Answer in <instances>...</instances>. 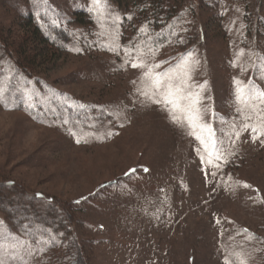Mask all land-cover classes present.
I'll return each mask as SVG.
<instances>
[{
  "label": "rangeland",
  "instance_id": "1",
  "mask_svg": "<svg viewBox=\"0 0 264 264\" xmlns=\"http://www.w3.org/2000/svg\"><path fill=\"white\" fill-rule=\"evenodd\" d=\"M8 2L0 0V23L15 28ZM57 2L71 14L72 4ZM177 2L183 19L173 51L149 63H160L158 71L187 68L185 88L199 96L207 127L194 135L187 123H175L162 105L137 92L144 69L126 63L128 46L117 51L116 43L107 42L111 50L64 54L45 77L86 103L87 112L75 110L88 125L78 124L82 141L65 133V126L38 122L25 110L0 103V195L13 209L27 206L48 214L57 209L52 198H87L73 230L92 253L91 264H230V256L239 253L248 264H264V136L253 140L243 128L264 116L262 91L252 102L247 96L244 103L237 101V89L252 80L264 88V2ZM109 3L104 0L98 12L101 25L115 8ZM250 16L249 34L245 17ZM133 26L129 19L128 37L136 34ZM186 52L179 61L173 58ZM136 57L129 55L130 62ZM68 106L39 103L37 110L64 114ZM208 128L219 141L220 159L201 142ZM112 182L123 187L102 190ZM10 219L0 208V230L30 242L33 264H44L26 225L14 226Z\"/></svg>",
  "mask_w": 264,
  "mask_h": 264
},
{
  "label": "trees",
  "instance_id": "2",
  "mask_svg": "<svg viewBox=\"0 0 264 264\" xmlns=\"http://www.w3.org/2000/svg\"><path fill=\"white\" fill-rule=\"evenodd\" d=\"M105 1L115 7L110 10L109 16L112 17H105V25H101L98 20V12L104 0L100 3L89 0V4L87 0H67L74 6L70 15H66L67 8L61 6L57 0H9L5 3L13 7L16 18L15 28L0 23V103L5 109H23L38 122L65 126V133L77 141H82L78 124L83 127L88 125L83 123L86 121L79 122L75 110L87 112L86 103L59 90L45 77L60 64L64 54L79 51L80 54L86 55L101 49L109 50L107 42L116 43L117 51L128 46V53L125 55L128 63L129 53L151 62L152 58L167 56L166 50L171 48L170 52L173 51L171 45H175L176 27L183 19L177 0H125L127 6L122 13L119 11V5L124 3L123 0H118L119 5L116 0ZM87 13L91 16L89 21L86 20ZM129 17L134 24L132 29L136 32L133 37L126 34V22ZM245 19L250 34L254 20L252 16ZM259 24V27H262L261 21ZM186 55L187 52L173 58H178L179 61ZM262 58L264 65V55ZM162 64H166V61H162ZM249 87L254 93L264 91L263 86L260 87L253 80L243 88ZM53 102L69 105L68 109L64 114L55 115L40 114L39 108L37 110L39 103L45 106ZM74 118L75 121L72 120ZM122 187L119 182H112L104 185L102 190L115 191ZM51 202L57 209H51L48 214L27 206L13 209L9 206L12 202L0 195V208L9 215L14 226L21 227L25 224V232L32 239V244L36 248L44 249L39 251L44 264H91L92 253L80 238L75 236L73 230L77 213L83 212L89 200L86 198L58 202L52 198ZM252 235L257 237L255 233ZM49 237L53 240H49ZM39 240H48L49 243L41 245ZM254 241L258 240L255 238ZM260 241L264 243V238ZM262 258L264 260V256ZM242 262L248 264L247 258L240 253L229 258L230 264Z\"/></svg>",
  "mask_w": 264,
  "mask_h": 264
},
{
  "label": "snow or ice",
  "instance_id": "3",
  "mask_svg": "<svg viewBox=\"0 0 264 264\" xmlns=\"http://www.w3.org/2000/svg\"><path fill=\"white\" fill-rule=\"evenodd\" d=\"M96 3L102 0H94ZM130 19V17H129ZM143 31V30H142ZM147 33H145L146 35ZM111 50V49H110ZM152 49H149L151 52ZM131 55V53H129ZM128 63V62H126ZM132 68L144 69L143 84L137 89V92L150 100L152 103L162 105L169 111L175 123H187L192 129V134L195 135L199 127H207L203 121V109L201 108V100L199 96L190 92L185 88V76L187 75L186 67H178L175 69H168L158 71L161 68L160 63H149L146 59L137 57L131 61ZM135 83V81L133 82ZM240 83V82H237ZM256 95L252 88H238L237 101L240 103L245 102V96L251 99ZM258 99L264 100V91L260 92ZM246 120L252 119L251 116H246ZM260 123L256 126L245 123L243 128L245 131L251 130L253 140H257L264 136V116H259ZM237 137L239 133H236ZM199 140L200 136H196ZM78 143L80 141H77ZM206 150H211L217 159H220L219 150L217 145L219 141L215 139L214 129L208 128V137L206 140H201ZM135 172V169L131 170ZM147 171V169H145ZM214 175V174H213ZM245 187H250L245 185ZM42 195V194H37ZM27 231V228H25ZM41 245L49 243L48 240H39ZM30 242L21 241L18 236L12 235L11 232H4L0 230V264H33V258L36 252L29 246ZM44 249L38 248L36 251H43ZM243 264V262H242Z\"/></svg>",
  "mask_w": 264,
  "mask_h": 264
}]
</instances>
